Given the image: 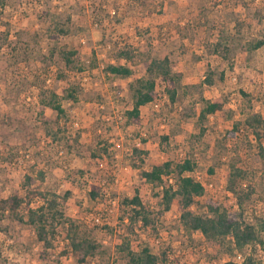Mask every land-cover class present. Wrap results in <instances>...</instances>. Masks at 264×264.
<instances>
[{"label":"rangeland","instance_id":"obj_1","mask_svg":"<svg viewBox=\"0 0 264 264\" xmlns=\"http://www.w3.org/2000/svg\"><path fill=\"white\" fill-rule=\"evenodd\" d=\"M57 24L68 31L53 42ZM263 39L264 0H0V264H127L119 248L127 237L135 251L147 247L159 257L166 251L188 264L240 263L247 254L264 263V157L243 125L228 134L252 112L264 119V44L253 48ZM119 48L133 59L115 60ZM61 51L75 53L67 60ZM164 57L177 75L175 101L156 79V99L140 106L133 122L130 84L147 77L150 60ZM111 63L133 74H111ZM208 101L222 108L199 122ZM260 132L264 145V126ZM135 146L145 154L132 166ZM185 157L205 187L192 209L205 212L209 198L230 215L241 213L260 230L262 244L227 252L181 227L176 202L157 214L161 188L138 170ZM231 161L246 172L240 187L252 191L249 200L227 189ZM94 186L100 194L91 198ZM36 191L57 195L67 220L49 236L51 248L38 241L34 226L14 218L42 203ZM136 192L153 226L139 218L130 224L124 199ZM70 222L78 226L77 240L97 245L81 263Z\"/></svg>","mask_w":264,"mask_h":264},{"label":"trees","instance_id":"obj_2","mask_svg":"<svg viewBox=\"0 0 264 264\" xmlns=\"http://www.w3.org/2000/svg\"><path fill=\"white\" fill-rule=\"evenodd\" d=\"M57 33L50 34L49 37L53 42L58 41L60 36L66 34L68 29L64 25H56ZM264 44L263 40H258L253 48H258ZM220 42H217L214 51L219 47ZM75 52L61 51V56L65 59H69ZM133 52L129 49L119 48L115 51V60L124 59L125 62H130L133 59ZM106 69L111 74L128 77L133 74V69L128 65H122L119 63H111L106 66ZM145 70L147 77L136 78L130 84V90L132 92L133 104L132 108L127 111L129 119L133 122L139 120V108L146 103L154 101L156 99V79H159L170 101L174 102L176 97V79L177 75L172 71L170 62L167 57L162 59H152L146 66ZM206 81L210 82V78L206 77ZM69 96L72 99H76L74 93L78 92L77 87H71L69 89ZM52 108L58 113H62L63 109L60 104L53 101ZM222 108L221 102H206L204 107L198 111L199 122L206 120L207 116ZM243 125L246 128V133L251 134L258 141L259 151L261 156L264 157V145L260 142L262 134L260 128L264 126V119L258 113H250L243 121L236 122L229 135H233L234 132ZM77 142V139H75ZM132 154V166H136L135 160L142 162V155L145 151L135 146L133 147ZM136 158V159H135ZM195 163L189 157H185L177 163H173L170 160H165L160 165H154L150 169H140L138 174L140 178L146 182L159 186L161 188L160 200L158 202L160 208L157 210V214H162L168 210L173 202L177 203L180 211L179 221L181 227L188 232L199 231L209 241L220 243L226 246L227 252H233L235 250H243L245 246L253 245L257 242L261 244L262 240H259V233L255 224L246 222L241 213L238 215H230L228 211L222 207L221 204L213 201L209 198L204 199L203 207L206 211L199 213L192 209L194 203L197 202V198L205 197V187L203 183L190 173L194 170ZM212 172V168L209 169ZM173 172V173H172ZM172 176V177H171ZM246 176V172L235 164L234 161L230 162V173L227 181V189L236 195V198H241L240 202L247 198L250 199V193H241L240 187L241 179ZM171 180L170 183L165 182ZM29 180V178H28ZM27 180V181H28ZM174 180V181H172ZM34 194L39 195L42 198V203L36 207H28L27 212L24 214H15V217L19 222L34 226V230L39 242H42L45 248H51L53 246L52 240H49V236H54L58 225L66 220L63 211L59 208L58 196L53 194L51 197H47V193L36 191ZM68 194V191L64 193L63 198ZM91 198H96L100 194V190L97 187H92L89 191ZM241 195V196H239ZM15 206L19 205L20 200L16 197L13 198ZM3 202H7L6 200ZM126 203L132 211V216L127 217L130 224H133L139 218L142 220L143 226H147L149 221L154 224V219L151 216V210L140 199L138 193H134L133 196L125 198ZM241 204V203H240ZM15 208V207H14ZM26 217V219H25ZM67 221V220H66ZM65 221V222H66ZM64 222V223H65ZM69 222V220H68ZM70 231L74 232V236L71 238L72 251L75 253L76 261L78 263L84 262L88 256H90L97 245L94 243L85 244L83 241L77 240V224L69 223ZM264 230V225L260 227ZM126 252L127 264H157L159 260H162L163 264H188L180 262L177 257L170 258L168 252H163L161 257L153 254L147 247L142 248L139 251H135L131 248L130 238L127 237L126 241L121 243L120 247ZM256 255L247 254L243 256L240 263H236L234 260H229L225 264H264L260 260L256 259ZM192 264H200L198 262Z\"/></svg>","mask_w":264,"mask_h":264},{"label":"built area","instance_id":"obj_3","mask_svg":"<svg viewBox=\"0 0 264 264\" xmlns=\"http://www.w3.org/2000/svg\"><path fill=\"white\" fill-rule=\"evenodd\" d=\"M154 105L157 106L158 105L157 102H155ZM237 258H240V254H237Z\"/></svg>","mask_w":264,"mask_h":264}]
</instances>
